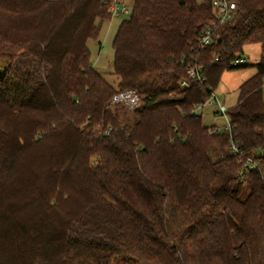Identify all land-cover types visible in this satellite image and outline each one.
<instances>
[{
  "label": "trees",
  "instance_id": "16d2710c",
  "mask_svg": "<svg viewBox=\"0 0 264 264\" xmlns=\"http://www.w3.org/2000/svg\"><path fill=\"white\" fill-rule=\"evenodd\" d=\"M233 1L214 28L211 0H131L113 84L87 46L104 0H0V264H264V0ZM251 43L231 128L209 134L194 105ZM128 89L137 105L111 103Z\"/></svg>",
  "mask_w": 264,
  "mask_h": 264
},
{
  "label": "built area",
  "instance_id": "2783aa9c",
  "mask_svg": "<svg viewBox=\"0 0 264 264\" xmlns=\"http://www.w3.org/2000/svg\"><path fill=\"white\" fill-rule=\"evenodd\" d=\"M107 3L108 11L110 15L113 17L126 16L130 12V7H128L125 3L120 0H104ZM211 8H212V16L213 22L212 25L215 28L219 25H224L233 19L236 12V5L233 0H211ZM213 29L208 27L203 29L199 36V44L201 46L207 45L211 42L212 35H214ZM214 60H217V57H214ZM244 58L242 56H237L230 63L231 66L239 65L244 63ZM186 73L189 78H197L201 80L202 78L199 76V68L189 67L186 70ZM180 85L186 87L189 85L187 80H182ZM139 101L138 93L133 89H128L125 91H120L116 93L112 99V104H122L128 108H132L137 105ZM210 111L211 121L207 126V132L209 134L212 133H222L225 131H229L231 128L230 120L227 115V107L225 104L218 98V96L212 92L210 96L203 102L194 105V114L196 116H201L204 119V112ZM221 119L222 121H218ZM110 129H106L105 132L108 133ZM230 147L233 153H237L240 156H243L241 150L237 148V146L230 142ZM257 166V160L252 157H245L242 159V171H241V179H243L244 171L248 169H254Z\"/></svg>",
  "mask_w": 264,
  "mask_h": 264
},
{
  "label": "rangeland",
  "instance_id": "374dc122",
  "mask_svg": "<svg viewBox=\"0 0 264 264\" xmlns=\"http://www.w3.org/2000/svg\"><path fill=\"white\" fill-rule=\"evenodd\" d=\"M128 7L131 6V0H120ZM126 16H124L125 18ZM123 19L113 16L109 21L103 22L98 39L87 41V46L91 52V62L94 68L110 83L116 82V75L112 69L113 49L111 41L118 24ZM262 50L258 43L247 44L243 48L241 56L244 58V63L237 68L223 71L220 77L219 84L215 89V94L225 104L230 107L235 104L238 95V85L245 78L253 73V64L256 63L262 55ZM264 99V86L262 91ZM128 108V107H127ZM210 111L204 112V124H209L211 121ZM218 121H222L218 119Z\"/></svg>",
  "mask_w": 264,
  "mask_h": 264
},
{
  "label": "crops",
  "instance_id": "0c3cea01",
  "mask_svg": "<svg viewBox=\"0 0 264 264\" xmlns=\"http://www.w3.org/2000/svg\"><path fill=\"white\" fill-rule=\"evenodd\" d=\"M112 18V17H111ZM109 21V20H108ZM93 65V64H92ZM264 86V85H263Z\"/></svg>",
  "mask_w": 264,
  "mask_h": 264
}]
</instances>
